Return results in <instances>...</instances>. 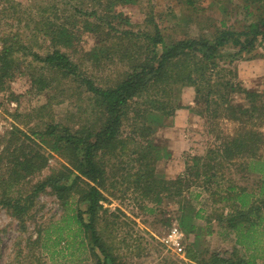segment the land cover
Listing matches in <instances>:
<instances>
[{
    "label": "rangeland",
    "instance_id": "obj_1",
    "mask_svg": "<svg viewBox=\"0 0 264 264\" xmlns=\"http://www.w3.org/2000/svg\"><path fill=\"white\" fill-rule=\"evenodd\" d=\"M85 1L86 4H83L82 0H0V52L5 43L20 40L34 50L46 53L53 49L54 42L50 35L43 36L37 26L40 23L42 26L43 24L54 26L53 22L65 21L63 15L73 14L75 19H70L72 23L65 24L75 33L79 26L77 35L80 39L74 40L73 47L67 49L62 46V48L78 61L80 69L84 74H89L96 84L103 87L114 86L119 79L131 71V63L137 64L140 57L131 58L124 50L116 51L119 44L117 42L106 40L105 43L103 40L100 45L98 44L99 36L86 28L85 18L75 11L76 7L84 6L87 10L96 8L91 5L94 3L93 0ZM253 5H257L256 0H197L194 7L181 0H134L131 3L119 2L115 12H122L129 18L132 24H126V28L135 31H153L158 24L170 40L197 37L201 33H208L215 28L212 23L220 27L222 20L225 21V27L245 30L258 15L251 14L253 11L257 12ZM118 20L120 19H115L116 24ZM5 39L8 42H5ZM145 44L146 40L138 44L143 53ZM95 46L99 48V55L109 54L108 57L112 58L106 60L98 58L95 53L90 52ZM238 48L225 47L217 57L219 65L225 68L224 71L219 74L217 70L221 68H217L211 70L213 71L211 74L209 70L206 76L210 79L212 76L211 83L220 79L223 81L230 79L235 86L241 85L244 89L264 93V45H259L253 54L231 55ZM14 57L19 58L22 72H17L9 79L7 88L0 92V149L12 144L11 131L15 128L31 134L33 129L41 130L49 123L62 122L84 131L97 125L98 120H102L99 104L91 101L92 94L78 81L72 77H62V74H57L55 69H42L43 64L34 61L31 55L20 52ZM35 65L37 69L34 68ZM42 71H45L50 79L57 78L51 84V88H46L45 91H40L39 86L34 82V73L38 75ZM200 84L203 90L199 94L197 84L175 86L173 95L175 98L174 102L172 101L175 106L174 113L170 117H164V121L156 119L154 122L146 120V123H143L142 119L146 116L140 115L139 110L151 107V103L144 101L143 104H136V107H132L133 112L129 111V120L124 121L120 136L128 144L129 151L135 148V142L147 145L151 141L154 148H158L159 151L156 171L165 178L179 176L177 174L173 177V172L169 170L173 164L172 162L171 165L169 164L173 148L176 147L183 153L182 158L185 160L186 157L192 160L190 163L194 167L181 173L191 182L190 186L183 188L181 196L172 193L171 196H166L165 203L161 204L143 198L140 191H134L133 183L130 188L128 181L124 180L131 166L139 167V163L129 162L133 157L128 154L112 158L107 155L110 159L106 164L109 178L104 189L107 196L104 205L109 210L100 213L99 231L117 256L119 264H204V259H210L212 256L210 251L219 247L222 249L219 248L218 251L225 256L230 255L231 243L223 245L213 234L196 247L197 245L193 246L194 241H191L185 231L182 250L173 249L163 242L170 227L174 224L181 226L180 201L188 207L190 215L199 208L205 207L210 211L212 191L220 185V188L224 187L221 195H225V188L230 183L236 185V192H244L248 196L246 198L249 199V203L243 206L245 210L250 209L253 199H255V209H260L259 214H262V219L260 216L252 215L257 223L254 228H258L256 237L261 240L255 250L260 255L264 253L262 252L264 251V141L256 157L236 156L231 161V159L225 160L220 153L226 139L238 136L243 127L235 116L232 104H246L249 99H245L243 92L232 91L230 87L217 84L220 91L213 92L208 104L201 95H206L209 86L204 80L200 81ZM153 93L152 95L156 97L159 94L164 95L163 97L167 96L160 91L157 95ZM182 111H185L182 113V118L186 116L190 118L186 124L180 125L181 130H179L174 119ZM164 123L167 125L156 127L158 130L148 138L141 134L142 125L152 124L155 127ZM247 125L261 133L264 138V117L253 116V120ZM173 128L178 130L177 137L171 135L175 131ZM19 136L25 139L23 133ZM36 139L39 141L38 138ZM50 143L52 144V141ZM45 144L39 150L47 156V164L43 170L27 176L22 182L25 191L30 190L38 180L53 171L71 165L70 156L57 153L50 149L49 144ZM191 150L201 151L202 154L193 155ZM188 151L193 158L201 156V160L204 161H200L197 165V160L193 161L188 157ZM202 163H210L214 167L204 166ZM196 165L199 170L191 177L189 174L196 170ZM213 171L217 172L220 183L206 182V176H210ZM128 179L131 181V178ZM77 202L78 197H72L69 205H64L49 186L37 196L34 206L25 215V220L12 215L7 207L0 205V264H98V254L101 250L97 246L96 250L91 248L94 246L93 238L85 236L74 216L77 213L75 209L77 207L86 209L87 203ZM84 215L88 217V214ZM196 222L207 227L202 219H197ZM181 228L183 229L182 226ZM242 251L244 253V250ZM192 259L195 261H191ZM258 263L264 264V258L261 257Z\"/></svg>",
    "mask_w": 264,
    "mask_h": 264
},
{
    "label": "trees",
    "instance_id": "obj_2",
    "mask_svg": "<svg viewBox=\"0 0 264 264\" xmlns=\"http://www.w3.org/2000/svg\"><path fill=\"white\" fill-rule=\"evenodd\" d=\"M93 1L94 3L91 5L96 8L87 10L83 6L76 7L75 11L85 18L86 28L99 36L98 44L100 45L103 40L105 43L106 40L117 42L119 44L116 51L124 50L131 58L136 56L140 57V60L137 64L131 63V71L119 79L114 86L103 87L96 84L89 74H84L80 69L78 61L74 60L62 48L63 46L69 49L74 46L75 39L78 41L80 39V36L77 35L79 26H77L78 28L75 26L77 28V33H75L65 24L66 22L72 23L70 19H75L73 14L63 15L65 21L53 22L54 26H50L51 24H43L42 26L41 23L37 26L38 31L43 36L48 37L50 35L49 37L54 42L53 49L44 54L20 40L14 43H5L0 52V92L7 88L9 79L17 72H22L19 58L14 57V55L23 52L31 55L37 63L43 64L42 69H55V72L61 73L62 77H72L84 86L92 94L90 95L91 101L94 104H99L101 109L99 114L102 120H98L97 125L84 131L62 122L49 123L45 129L41 130L33 129L31 134L20 128L12 130V144L0 149V205L7 207L12 215L25 220V215L34 206L37 196L49 186L66 206L69 205L72 197H78V202L86 201L87 208L77 207L75 209L77 210L74 215L76 223L86 237L93 238L94 246L91 248L96 250L97 246L101 250V253L98 254V264H119L117 256L114 255L111 247L99 231L100 213H106L109 210L104 205V201L107 200L104 189L109 178L106 164L110 159L107 155H110V158L123 154L133 157L129 162L137 161L139 167L137 165L136 167L131 166L128 171L129 174L124 177V180L128 181L130 188L133 183L134 191H140L143 198L158 204L165 203V197L171 196L172 193L175 196H181L184 191L183 188L191 184L189 178L182 175L165 178L158 174L156 165L159 151H157L158 148H154L151 141L147 145L135 142V148L130 149L131 151L127 150L128 144L120 136L124 121L129 120V111L133 112L132 107H136L138 103L143 104L144 101H149L151 107L139 110L140 115L146 116L142 119L143 123H146V120L154 122L156 119L164 121V117H170L174 113L175 106H173L172 101L174 102L175 97L173 95L177 84H197L196 88L199 94L203 90L200 81H206L209 88L206 95L201 96L205 98L208 104L213 92L220 91V88L216 86L217 84L230 87L232 91L245 93V99H249V101L246 104H232L235 116L241 121L243 127L238 136L226 139L220 153L225 160L231 159V161L236 156L256 157L259 155V149L264 138L261 133L252 127H248L247 124L253 120V116L264 117V93L244 89L241 85L235 86L230 79L227 81L220 79L211 83L212 76L210 79L206 74L207 71H214L217 68H221L217 70L219 74L224 71L225 68L219 65L217 57L225 47L237 46L239 48L231 55L245 56L248 53L253 54L259 45H264V0H256L257 5H253V7H256L257 12L253 11L251 14L258 15L245 30L225 27V21L222 20L220 27L212 23L215 28L208 33H201L197 37L170 40L167 39L158 24L155 25L153 31H135L126 28V24L131 25L132 23L122 12L116 13L115 7L119 5V2L131 3L134 0ZM181 1L192 7L196 6L197 2V0ZM82 2L86 4L87 1L82 0ZM116 18L120 19L118 24L115 23ZM145 40V52L143 53L138 44H142ZM98 49V46H95L90 52L105 60L112 58L108 57L109 54L106 56L99 55ZM34 68L37 69V65ZM53 78H48L45 71L38 75L34 73V82L39 86L40 91L51 88V84L57 79L56 77ZM156 89L159 90L155 91ZM159 91L167 95L165 96L166 99L163 97L164 95H157ZM152 93L158 97L153 96ZM227 98H229L228 93ZM166 125V123L155 127L152 124L149 126L142 125L141 134L148 138L150 134L158 130L156 127ZM20 133L25 135V139H21ZM45 143L49 144L51 150L70 156L69 163L71 165L66 166L65 169L53 171L50 175L38 180L30 190L25 191L22 188V182L27 176L43 170L47 164V156L39 150ZM197 158L201 160L200 157ZM198 163L197 161V165ZM197 165L196 170L194 169L189 174L191 177L198 172L199 167ZM202 165L214 167L210 163H202ZM133 168L134 171H132ZM218 177L217 172L213 171L210 176H206V182L220 183ZM128 178H131V181ZM223 189L224 187L220 188L219 185L212 191L215 199H228L231 201L232 207L236 206L235 200H240L243 204L249 203L246 193L235 191V184L227 185L225 195H221ZM180 202L182 212L179 216L180 224L188 223L194 226L190 224V221L197 215H190L189 210H187L188 207L182 201ZM259 213L260 209L256 210L252 204L250 209L245 212L240 211L238 216L239 219L248 224V228H254L257 223L253 220V216H260V219L263 217ZM84 214H88V217ZM206 262L207 264H257V256L254 253L253 255L247 254V256H221L220 253H216L213 260Z\"/></svg>",
    "mask_w": 264,
    "mask_h": 264
},
{
    "label": "crops",
    "instance_id": "obj_3",
    "mask_svg": "<svg viewBox=\"0 0 264 264\" xmlns=\"http://www.w3.org/2000/svg\"><path fill=\"white\" fill-rule=\"evenodd\" d=\"M182 113H185V111L179 112V114L174 119V122L177 128H179L181 124H186V122L190 118V116H186L182 118ZM174 130H175L174 133L172 134L170 133V134L173 137H177L178 130L176 129ZM179 130L181 129L179 128ZM175 148L172 149V152H171L172 156L169 159V164L171 165L173 163L169 169L170 172H173L174 174V175L172 174L173 177L176 176L177 174L182 175L181 173H183L184 171H189L191 168L194 167L190 163V161L192 160H189V158H187L186 156H185L186 160L185 158H182L183 153H181L177 148L176 149ZM191 152L193 155L202 154L200 153L201 151L193 152V150H191ZM187 155L194 161L195 158H193V155H191L189 151ZM195 160H197L198 162L204 161L203 159L200 160L198 158H196ZM211 200H212V208L210 211H208V209L204 207V208H199L193 214L191 213L193 216L197 215V216H194L192 221H190V224L194 226H191L188 223L181 224L183 229H185L184 231L187 232L188 237H190L191 241L192 240L194 241L193 246L197 245L196 247H198L200 242L203 243V240L206 241L207 240L206 238L210 237L213 234L218 237V239L220 240V242H222L223 245H226L228 242L231 243L232 250H231L230 256L231 255L247 256V254L253 255L254 253L257 256V264H259L258 260L261 257L264 258V253H261L260 255L255 250L258 245L257 243H261V240L256 237L258 228H253V227L248 228L245 225L246 224L245 221L242 219H239L240 217L238 216L240 211L241 212L246 211L243 208V206H245L246 204H243L240 200L239 201L235 200L236 206L232 207L230 205L231 201H228V199H224V198L215 199V197L212 196ZM252 204L255 205V199H253ZM197 219L204 220L205 223L207 224V227L205 228L203 227L202 223L200 224L196 222ZM219 248L210 251L212 256L210 259L208 258L204 259L203 261L204 264H207L206 261L213 260V256L216 253H220L221 256H225L224 253H221L220 251H218L222 249V248L220 249ZM180 250H182V248ZM242 250H244V253ZM191 261L194 262L195 260L192 259Z\"/></svg>",
    "mask_w": 264,
    "mask_h": 264
},
{
    "label": "built area",
    "instance_id": "obj_4",
    "mask_svg": "<svg viewBox=\"0 0 264 264\" xmlns=\"http://www.w3.org/2000/svg\"><path fill=\"white\" fill-rule=\"evenodd\" d=\"M184 238H185V231L181 228L179 224H174L166 232L163 238V242L165 245L173 249H177V248L181 249Z\"/></svg>",
    "mask_w": 264,
    "mask_h": 264
}]
</instances>
